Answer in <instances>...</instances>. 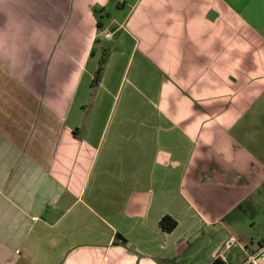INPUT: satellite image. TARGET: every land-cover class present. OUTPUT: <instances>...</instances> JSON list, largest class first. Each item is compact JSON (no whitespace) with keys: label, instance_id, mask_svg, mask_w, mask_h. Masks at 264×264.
<instances>
[{"label":"crops","instance_id":"1","mask_svg":"<svg viewBox=\"0 0 264 264\" xmlns=\"http://www.w3.org/2000/svg\"><path fill=\"white\" fill-rule=\"evenodd\" d=\"M263 196L264 0H0V264H242Z\"/></svg>","mask_w":264,"mask_h":264},{"label":"built area","instance_id":"2","mask_svg":"<svg viewBox=\"0 0 264 264\" xmlns=\"http://www.w3.org/2000/svg\"><path fill=\"white\" fill-rule=\"evenodd\" d=\"M111 32L107 31V32H103V35L105 37H111ZM235 241V237H230L229 239H227L226 241V246H230L232 245V243ZM222 260L224 262H226V259L224 257H222ZM264 260V242L260 245V247L258 248V250L256 251H252V252H248L247 254V258L245 259V261L242 264H259L261 261Z\"/></svg>","mask_w":264,"mask_h":264},{"label":"rangeland","instance_id":"3","mask_svg":"<svg viewBox=\"0 0 264 264\" xmlns=\"http://www.w3.org/2000/svg\"><path fill=\"white\" fill-rule=\"evenodd\" d=\"M101 44H107V42L102 39L100 40ZM97 47H99V43L97 45ZM259 205L256 206V208H254V212H256L255 216V220L251 222V218H250V214H246L244 212H239L238 215L240 216V219H242L245 216V222L244 223H261V224H257L256 229L259 230L260 233H263L264 235V211H261V207L264 206V196L263 198L260 199V201H258ZM238 219V221L240 220ZM236 221V220H235Z\"/></svg>","mask_w":264,"mask_h":264},{"label":"trees","instance_id":"4","mask_svg":"<svg viewBox=\"0 0 264 264\" xmlns=\"http://www.w3.org/2000/svg\"><path fill=\"white\" fill-rule=\"evenodd\" d=\"M100 68L101 66L97 69V74L99 73ZM159 225L164 231H170L176 226V221L169 216H163L159 221Z\"/></svg>","mask_w":264,"mask_h":264}]
</instances>
